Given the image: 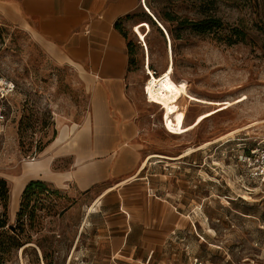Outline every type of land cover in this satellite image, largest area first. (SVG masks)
I'll use <instances>...</instances> for the list:
<instances>
[{
  "label": "rangeland",
  "instance_id": "374dc122",
  "mask_svg": "<svg viewBox=\"0 0 264 264\" xmlns=\"http://www.w3.org/2000/svg\"><path fill=\"white\" fill-rule=\"evenodd\" d=\"M140 2L121 31L131 42L128 95L147 119L151 138L161 139L158 146L148 142L151 151L175 156L212 142L176 164L152 159L162 163L151 165V194L191 211L169 240L179 246L172 256L183 253L194 264H264V182L240 176L235 161L244 145L264 134V123L224 137L264 120V0ZM0 74L17 83L0 154V178L14 201L16 180L31 171L28 163L41 158L61 127L88 115L89 96L71 69L3 25ZM69 164L64 158L53 168ZM58 191L33 198L25 209L26 250L13 249L5 264H109L98 218L91 215L78 230L88 201L77 206ZM19 209L20 203L14 212L8 203V226L18 225Z\"/></svg>",
  "mask_w": 264,
  "mask_h": 264
},
{
  "label": "crops",
  "instance_id": "0c3cea01",
  "mask_svg": "<svg viewBox=\"0 0 264 264\" xmlns=\"http://www.w3.org/2000/svg\"><path fill=\"white\" fill-rule=\"evenodd\" d=\"M140 1L0 0V25L25 33L54 64L71 69L89 96L88 115L61 127L33 161L39 166L28 165L31 171L16 180L10 208L15 211L29 181H44L77 206L88 201L78 230L91 215L98 218L109 264H194L183 253L172 256L179 246L169 240L191 211L151 194L149 171L162 160L149 156L163 154L148 142L158 146L161 139L151 138L147 119L128 95L127 41L116 24L136 12ZM178 152L167 162L188 157ZM64 158L69 167L54 169Z\"/></svg>",
  "mask_w": 264,
  "mask_h": 264
},
{
  "label": "trees",
  "instance_id": "16d2710c",
  "mask_svg": "<svg viewBox=\"0 0 264 264\" xmlns=\"http://www.w3.org/2000/svg\"><path fill=\"white\" fill-rule=\"evenodd\" d=\"M121 24V23H120ZM120 24H116V28L121 31ZM191 27L196 30L203 32L205 31V28L201 27V24L190 22ZM170 34L173 37L172 32ZM124 38L127 41L126 34L122 33ZM179 39V37H176ZM175 39V38H173ZM131 42H127V50H128V56H131ZM132 64V61L129 59V65ZM59 191L54 190L51 191L48 184L44 181L40 180H31L29 181L22 194H21V201H20V209L17 213L18 217V225L8 226V221L6 218V211L7 206L10 201V188L7 183V181L4 178H0V208L4 210L2 214H0V264H5L9 261L11 258V251L13 249H20L23 248V251L26 250V247H24V240H26V236L23 235L26 230V219H23L26 216L25 209L28 208L33 200V198H36L38 196H48V195H58ZM37 199V198H36ZM62 212H60L59 215H61ZM27 243V242H25Z\"/></svg>",
  "mask_w": 264,
  "mask_h": 264
},
{
  "label": "built area",
  "instance_id": "2783aa9c",
  "mask_svg": "<svg viewBox=\"0 0 264 264\" xmlns=\"http://www.w3.org/2000/svg\"><path fill=\"white\" fill-rule=\"evenodd\" d=\"M141 43L143 44V42ZM145 71H148L147 63ZM151 71L156 76V72ZM16 92L17 83L9 77L0 74V154L10 122L11 100ZM235 161L240 176H245L252 182H264V134L255 139L252 145H244L241 151L237 152ZM194 261L197 263V259Z\"/></svg>",
  "mask_w": 264,
  "mask_h": 264
},
{
  "label": "bare ground",
  "instance_id": "6f19581e",
  "mask_svg": "<svg viewBox=\"0 0 264 264\" xmlns=\"http://www.w3.org/2000/svg\"><path fill=\"white\" fill-rule=\"evenodd\" d=\"M149 74H151V75H149ZM148 75L152 78V80H155V78H154V74L152 73V71H148ZM260 123H264V120L263 121H258V122H256V123H252L251 125H249V126H247V127H245L244 129H238V130H234V131H232V132H230V133H228L227 135H225L224 137H226V136H228V135H233V134H235V133H237V132H240V131H243V130H245V129H249V128H251V127H253V126H256V125H258V124H260ZM223 137V138H224ZM206 143V144H205ZM204 144L202 143V145L201 146H199L198 148H195V149H192V148H190V149H188L187 151H185L180 157H183V156H188V155H191L192 153H194L195 151H198V150H200V149H202V148H204V146H206V145H209V144H211L212 142H205ZM151 157H157V158H163V159H167V160H173L174 158L173 157H170V156H165V155H159V154H154V155H152V156H150V158ZM145 164V163H144ZM143 164V165H144ZM28 165L30 166V167H33V168H37L39 165H37V164H34L33 162H29L28 163ZM143 167V166H142ZM93 207H91V209H90V211H93ZM88 214H89V212H88ZM207 229L209 230V232H213V230L210 228V227H207ZM207 230V231H208ZM215 232V231H214Z\"/></svg>",
  "mask_w": 264,
  "mask_h": 264
}]
</instances>
